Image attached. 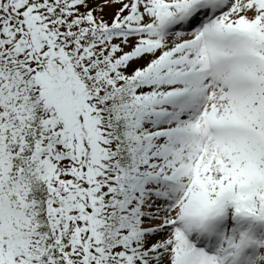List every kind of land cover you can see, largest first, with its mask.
I'll use <instances>...</instances> for the list:
<instances>
[{
  "label": "snow or ice",
  "instance_id": "obj_1",
  "mask_svg": "<svg viewBox=\"0 0 264 264\" xmlns=\"http://www.w3.org/2000/svg\"><path fill=\"white\" fill-rule=\"evenodd\" d=\"M0 264H264V0H0Z\"/></svg>",
  "mask_w": 264,
  "mask_h": 264
}]
</instances>
